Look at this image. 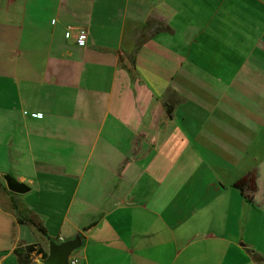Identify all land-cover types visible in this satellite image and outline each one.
<instances>
[{"label": "crops", "instance_id": "0c3cea01", "mask_svg": "<svg viewBox=\"0 0 264 264\" xmlns=\"http://www.w3.org/2000/svg\"><path fill=\"white\" fill-rule=\"evenodd\" d=\"M79 234L78 264H264V0H0V264Z\"/></svg>", "mask_w": 264, "mask_h": 264}, {"label": "water", "instance_id": "95a60500", "mask_svg": "<svg viewBox=\"0 0 264 264\" xmlns=\"http://www.w3.org/2000/svg\"><path fill=\"white\" fill-rule=\"evenodd\" d=\"M5 181L9 191L24 194L30 190L27 184L17 181L13 176L6 175ZM82 247L81 235H76L72 240L64 243L50 242L48 256L40 260L41 264H70L75 251Z\"/></svg>", "mask_w": 264, "mask_h": 264}, {"label": "trees", "instance_id": "16d2710c", "mask_svg": "<svg viewBox=\"0 0 264 264\" xmlns=\"http://www.w3.org/2000/svg\"><path fill=\"white\" fill-rule=\"evenodd\" d=\"M20 222H29L31 224H33L40 232H42L43 234L45 233V229L37 222H35L34 220H21L20 219ZM35 251V248L33 246H29L27 247V253H24V252H21L20 250H16V253L19 255L20 257V263L19 264H32V257H31V254L32 252ZM41 253V252H39ZM47 255H43V258H45ZM255 260L258 261V262H264V258L258 256V255H255Z\"/></svg>", "mask_w": 264, "mask_h": 264}, {"label": "built area", "instance_id": "2783aa9c", "mask_svg": "<svg viewBox=\"0 0 264 264\" xmlns=\"http://www.w3.org/2000/svg\"><path fill=\"white\" fill-rule=\"evenodd\" d=\"M70 36H71V33H67V37L69 38ZM87 40H88V35L86 32L80 33L77 37V43L82 47L86 46ZM78 262L79 261L76 257L72 256V258L70 259V264H78Z\"/></svg>", "mask_w": 264, "mask_h": 264}, {"label": "rangeland", "instance_id": "374dc122", "mask_svg": "<svg viewBox=\"0 0 264 264\" xmlns=\"http://www.w3.org/2000/svg\"><path fill=\"white\" fill-rule=\"evenodd\" d=\"M79 251H80V249L77 250V251H75V252H74V255H77Z\"/></svg>", "mask_w": 264, "mask_h": 264}]
</instances>
